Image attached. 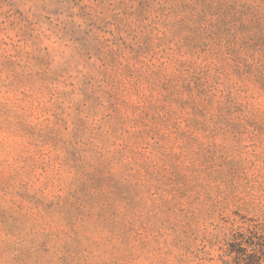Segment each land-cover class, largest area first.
Masks as SVG:
<instances>
[{
    "label": "rangeland",
    "instance_id": "1",
    "mask_svg": "<svg viewBox=\"0 0 264 264\" xmlns=\"http://www.w3.org/2000/svg\"><path fill=\"white\" fill-rule=\"evenodd\" d=\"M254 246L264 0H0V264H264Z\"/></svg>",
    "mask_w": 264,
    "mask_h": 264
},
{
    "label": "trees",
    "instance_id": "2",
    "mask_svg": "<svg viewBox=\"0 0 264 264\" xmlns=\"http://www.w3.org/2000/svg\"><path fill=\"white\" fill-rule=\"evenodd\" d=\"M215 34H216L215 32H211L208 35H215ZM186 70L187 71L185 73L188 75L189 79H192V80H195V81L201 79L202 75H206L207 74V71H204V72L198 71V72H196L195 70H193V71L190 72L189 70H191V69H186ZM251 254L253 256H257L256 260H261V258H264V253L261 254V253L257 252V249H256L255 246L252 247Z\"/></svg>",
    "mask_w": 264,
    "mask_h": 264
}]
</instances>
